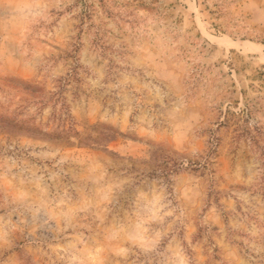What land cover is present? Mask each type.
I'll list each match as a JSON object with an SVG mask.
<instances>
[{"label":"rangeland","instance_id":"374dc122","mask_svg":"<svg viewBox=\"0 0 264 264\" xmlns=\"http://www.w3.org/2000/svg\"><path fill=\"white\" fill-rule=\"evenodd\" d=\"M0 264H264V0H0Z\"/></svg>","mask_w":264,"mask_h":264}]
</instances>
